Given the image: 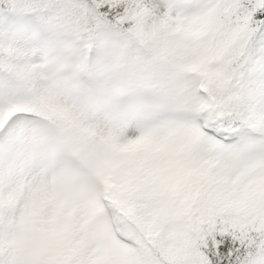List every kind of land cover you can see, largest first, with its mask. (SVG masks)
<instances>
[{"label": "snow or ice", "instance_id": "obj_1", "mask_svg": "<svg viewBox=\"0 0 264 264\" xmlns=\"http://www.w3.org/2000/svg\"><path fill=\"white\" fill-rule=\"evenodd\" d=\"M0 264H264V0H0Z\"/></svg>", "mask_w": 264, "mask_h": 264}]
</instances>
